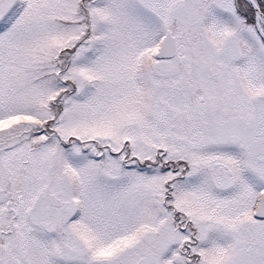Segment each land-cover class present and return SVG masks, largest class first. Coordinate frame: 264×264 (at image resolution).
Instances as JSON below:
<instances>
[{
	"label": "snow or ice",
	"instance_id": "6c2138e0",
	"mask_svg": "<svg viewBox=\"0 0 264 264\" xmlns=\"http://www.w3.org/2000/svg\"><path fill=\"white\" fill-rule=\"evenodd\" d=\"M0 264H264V0H0Z\"/></svg>",
	"mask_w": 264,
	"mask_h": 264
}]
</instances>
